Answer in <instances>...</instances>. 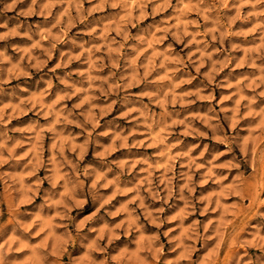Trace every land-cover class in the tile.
<instances>
[{"label":"rangeland","instance_id":"obj_1","mask_svg":"<svg viewBox=\"0 0 264 264\" xmlns=\"http://www.w3.org/2000/svg\"><path fill=\"white\" fill-rule=\"evenodd\" d=\"M0 264H264V0H0Z\"/></svg>","mask_w":264,"mask_h":264}]
</instances>
